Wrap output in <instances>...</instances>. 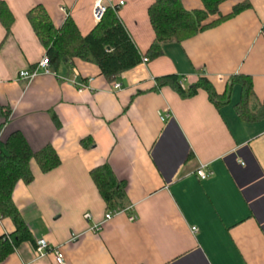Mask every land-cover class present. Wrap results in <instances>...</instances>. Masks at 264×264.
<instances>
[{"label": "crops", "instance_id": "0c3cea01", "mask_svg": "<svg viewBox=\"0 0 264 264\" xmlns=\"http://www.w3.org/2000/svg\"><path fill=\"white\" fill-rule=\"evenodd\" d=\"M0 1L15 18L6 40L0 22V107L12 110L4 134L21 132L35 152L50 145L61 161L47 173L33 161V182L16 185L13 201L35 244L23 243L0 264H57L55 249L64 264H264V120L239 119L240 85L219 109L203 90L184 99L155 87L169 75L179 76L184 89L207 78L223 95L230 77L246 76L264 102V0H228L223 16L245 1L251 8L166 44L163 56L112 82L82 60L19 78L47 56L28 12L42 5L56 27L70 16L87 36L97 26L96 0ZM155 1L107 0L142 55L154 40L148 10ZM183 3L202 8L200 0ZM74 79L87 89L66 82ZM103 165L127 184L128 207L110 220L90 175ZM200 167L212 173L209 179L200 180ZM95 225L99 233L91 231ZM14 232L13 222L0 218V237ZM41 240L52 250L37 259Z\"/></svg>", "mask_w": 264, "mask_h": 264}, {"label": "trees", "instance_id": "16d2710c", "mask_svg": "<svg viewBox=\"0 0 264 264\" xmlns=\"http://www.w3.org/2000/svg\"><path fill=\"white\" fill-rule=\"evenodd\" d=\"M200 1L201 9L187 10L183 0H156L148 10L154 40L145 55L137 49L116 11L111 8H108L103 20L87 36L81 34L70 16L61 27H56L42 5L30 10L27 19L40 44L46 49L51 66L58 67L61 63H73L75 60L92 62L99 67L101 76L112 82L142 64L144 58L155 60L163 56L166 44L183 43L251 8L245 1L234 6L231 14L223 16L221 8L228 0ZM0 22L5 29L6 40L11 36L15 18L5 1H0ZM36 67L32 66L28 70L34 71ZM235 85L242 87L241 101L235 107L239 119L245 123L264 120V102L257 99L250 77H230L223 95L217 93L207 78H201L184 89L179 76L169 75L158 78L155 87H170L184 99L193 98L203 90L208 94L209 101L219 109L229 104ZM11 115L9 107H0V218L10 219L15 226L14 233L0 237V263L23 243L35 244L27 222L13 201L16 185L20 181L27 185L33 182V161L43 173L61 165L57 153L50 145L35 152L21 132L15 131L5 136L4 131ZM90 175L106 204L107 212L126 211L127 184L118 180L108 165L93 169Z\"/></svg>", "mask_w": 264, "mask_h": 264}, {"label": "built area", "instance_id": "2783aa9c", "mask_svg": "<svg viewBox=\"0 0 264 264\" xmlns=\"http://www.w3.org/2000/svg\"><path fill=\"white\" fill-rule=\"evenodd\" d=\"M119 5L123 6L124 3L121 2ZM108 8H110V6L107 4V0H96L95 6H94V11H93V17H94V20L97 24H99L103 20ZM115 8L113 7V9H115ZM147 62H148V59L144 58L143 63L145 64ZM50 66H51V63L49 61L48 56H46L37 65V67L34 71H29V70L22 71V72H20L19 78L21 80L30 81V80L34 79L36 76H38L39 74L51 75L52 71H51ZM66 82L70 86H73L75 88H79V91H84L85 89H87L86 85L77 83V81L75 79L74 80H66ZM113 87L115 90H119L121 88V85L116 83L113 85ZM169 117H170L169 114H167V115H165V117L162 118V120L166 121L167 119H169ZM196 174L200 178V180H202V181L209 179L210 176L212 175L211 172H207L205 170V167H200L197 170ZM120 212H125V211L107 212V214L105 216V220L112 219V217L114 215H116L117 213H120ZM84 218L86 221H90L92 219V215L90 213L86 214L84 216ZM129 220L131 222H135L137 220V218H136V216L131 215L129 217ZM101 229H102L101 225H95L94 227H92L91 231L93 233H99L101 231ZM193 231L196 232L197 230L193 229ZM36 246H37V248H36L37 259L44 258L49 253V251L52 250L50 245L44 240L38 241L36 243ZM54 253H55L56 263L57 264H64V256L62 255V253L58 249H55Z\"/></svg>", "mask_w": 264, "mask_h": 264}]
</instances>
